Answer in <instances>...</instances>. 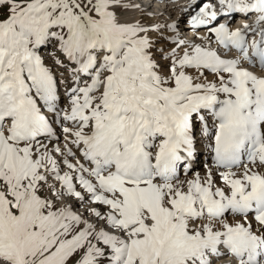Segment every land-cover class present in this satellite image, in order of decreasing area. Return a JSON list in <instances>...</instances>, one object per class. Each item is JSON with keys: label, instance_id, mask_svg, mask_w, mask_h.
Here are the masks:
<instances>
[{"label": "snow or ice", "instance_id": "1", "mask_svg": "<svg viewBox=\"0 0 264 264\" xmlns=\"http://www.w3.org/2000/svg\"><path fill=\"white\" fill-rule=\"evenodd\" d=\"M171 2L0 0V264H264V0Z\"/></svg>", "mask_w": 264, "mask_h": 264}, {"label": "bare ground", "instance_id": "2", "mask_svg": "<svg viewBox=\"0 0 264 264\" xmlns=\"http://www.w3.org/2000/svg\"><path fill=\"white\" fill-rule=\"evenodd\" d=\"M176 1H177V0H176ZM185 2H186V0H180V2L177 3V5H185ZM160 8H164L163 5H159V9H160ZM159 9H157V10H159ZM163 10H165V9H163ZM166 11H171L172 14H173V17L175 18V16H176V10H175V6H174V5L169 6L168 9H167ZM236 20H239V23H243V22H242L243 19L240 18V17L236 18ZM185 25H186V24H185ZM183 29H184V31H185L187 34H191L190 30L187 29L186 26H183ZM189 36H190V35H189Z\"/></svg>", "mask_w": 264, "mask_h": 264}, {"label": "rangeland", "instance_id": "3", "mask_svg": "<svg viewBox=\"0 0 264 264\" xmlns=\"http://www.w3.org/2000/svg\"><path fill=\"white\" fill-rule=\"evenodd\" d=\"M179 2V1H178ZM178 2H176V4L178 3ZM172 4H170L169 6H171Z\"/></svg>", "mask_w": 264, "mask_h": 264}]
</instances>
